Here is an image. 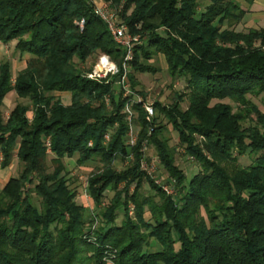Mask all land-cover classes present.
I'll use <instances>...</instances> for the list:
<instances>
[{
	"label": "trees",
	"instance_id": "obj_1",
	"mask_svg": "<svg viewBox=\"0 0 264 264\" xmlns=\"http://www.w3.org/2000/svg\"><path fill=\"white\" fill-rule=\"evenodd\" d=\"M108 1L123 5V22L142 37L130 60L133 92L144 94L134 72L156 71L150 60L158 53L186 89L172 104L155 101L151 116L135 93L116 91L117 75L96 80L80 67L102 51L122 70L126 54L89 0H0V40L16 39L30 55L14 79L11 62H0V166L15 155L22 163L0 189V264H103L108 255L114 264H264V131L252 116L263 121L264 113L248 96L262 94L264 102V26L234 27L255 0ZM12 89L32 106L18 103L5 117ZM55 91L69 92L70 102ZM159 111L200 164L192 176L162 137ZM133 123L139 130L131 143ZM147 144L156 147L175 193L141 167ZM249 152L252 161L240 164ZM75 154L79 163L102 162L88 178L99 208L92 217L67 177L64 157ZM117 159L127 164L118 169ZM146 182L154 194L143 191ZM109 189L114 194L102 205ZM94 216L100 224L89 226ZM156 242L161 247L151 250Z\"/></svg>",
	"mask_w": 264,
	"mask_h": 264
},
{
	"label": "rangeland",
	"instance_id": "obj_2",
	"mask_svg": "<svg viewBox=\"0 0 264 264\" xmlns=\"http://www.w3.org/2000/svg\"><path fill=\"white\" fill-rule=\"evenodd\" d=\"M108 1V0H106ZM111 7H113L115 10L120 13V10L122 8V4L115 5L108 1ZM243 4L248 7V4L243 1ZM255 7V11H251V9L247 12L245 17L242 19L241 22H237L234 24V27L236 29H247L250 26H264V0H256L253 3ZM251 7V6H250ZM252 7V8H254ZM131 9L128 10L130 12ZM120 15V14H119ZM121 20L123 21V18L120 16ZM77 23L81 25L80 20L77 21ZM136 35L140 36V39H142L140 33H136ZM16 42L17 40H11L8 42H3L0 40V62H2L5 59H8L12 64V72H13V79L16 77L18 71L22 69L26 65V61L28 57L30 56L27 53H22L16 48ZM102 53V51H98L92 55H90L84 62L78 61L80 67L83 69L84 74L87 75L93 68L94 64L96 63V60L98 59L99 55ZM155 66L156 71L151 72H142V71H135L134 75L138 82L137 89L143 90L144 94H141L140 92L135 93V97L142 98L143 103L145 102H152L154 105L155 101H160L164 104H172L176 99V94L179 92L185 91V79L182 77L173 78L172 75L169 73L167 69V62L166 58L162 53L156 54L153 59L150 60ZM119 64V63H118ZM131 65L129 64V71H130ZM114 78V77H112ZM111 78V79H112ZM97 80V79H96ZM118 78H115L114 87L116 91L120 89L118 82H116ZM132 87V86H131ZM55 94L60 95L64 103L70 102V94L69 92H60L55 91ZM259 107L262 114L264 113V102L262 100V94L254 95L249 94L248 95ZM224 101V102H230L235 110L238 109L239 104L234 103L230 98H223L213 99L212 102L216 101ZM188 95L186 94L184 96V99L181 101V106L183 109H185L188 106ZM18 103H25L32 106L31 100L29 97L21 96L19 95L15 89L10 90L5 99L3 104V111L5 117H7L10 113V111L16 106ZM145 106V104H144ZM156 107L154 106V114H156ZM160 112V111H159ZM29 116L32 117L33 112L30 110L28 112ZM134 115V114H133ZM152 116V115H151ZM253 121L258 124V126L264 131V119L263 121L258 120V116L255 112L252 113ZM133 117V116H132ZM160 120L163 121V124L166 125V128L162 132V137L167 138L168 145L170 149L172 150L175 162L179 164L180 167L184 169L186 174L188 176H192L194 173H196L199 168L200 164L197 162V160L193 157V155L189 154V152L186 151L185 144L180 142L179 134L176 129H174L173 125L168 122V119L166 116L163 115V113H159ZM261 119V118H260ZM139 130V127L137 124H132V133L136 137V134ZM108 139V137H106ZM202 136L197 135V141H200ZM49 142V141H48ZM91 143V142H90ZM49 150V149H48ZM52 157V154L49 153L48 156V162L50 169H52V162L50 161ZM78 154H75L74 156H66L64 157V162L67 168V177H69V182L71 186L75 187L77 190V201L84 204L87 208V216L92 217L95 212L99 210L97 206H95L94 200L91 197V195L88 192V178L90 175L101 168L102 162L97 157L96 159L89 160L85 163H79L77 161ZM144 158L148 160L149 162H153L156 165L155 171L153 173L146 172L151 175L157 183H159L163 189L167 193H175V188L168 182L169 174L167 170L165 169V166L161 163L158 155V151L155 146L153 145H145L144 146ZM143 158V159H144ZM1 159V157H0ZM253 159V155L249 153L242 154L238 157V162L240 164H249ZM127 164V161H122L121 159H117L114 161V165L120 169ZM22 169V163L18 159L17 155L14 156L12 162L7 167H1L0 166V189L3 187L5 182L9 179L11 175H18ZM167 184V185H166ZM164 185L167 186V189L164 187ZM145 193L154 194V191H152L148 185V183H145V187L143 189ZM152 192V193H151ZM114 191L112 189H109L107 191V195L104 198L103 204L106 205L111 197L113 196ZM35 196V194H34ZM156 198V200H159V196L155 195L153 196ZM36 199V197H35ZM135 206L133 202L129 203V213L133 216L135 213ZM145 216L147 218H150L151 214L150 211L147 210L145 213ZM94 221L89 223V226H98L100 224V218L97 216H94ZM123 215L122 211H119L118 216V222L121 221ZM154 239V238H153ZM161 247L159 242H156L153 244L150 249L156 250ZM106 256V261L103 264H110V259ZM93 264V263H89Z\"/></svg>",
	"mask_w": 264,
	"mask_h": 264
},
{
	"label": "built area",
	"instance_id": "obj_3",
	"mask_svg": "<svg viewBox=\"0 0 264 264\" xmlns=\"http://www.w3.org/2000/svg\"><path fill=\"white\" fill-rule=\"evenodd\" d=\"M92 4L94 11L106 22L109 30L111 31L114 39L122 45L126 54L124 56V60L122 62V70L121 66L115 61L108 53L102 52L93 68L86 76L92 79L97 80H105L111 79L113 76H118V82L120 88L123 89L125 95L133 94V89L131 87V82L128 79L129 73V64L130 60L133 57V47L135 43L140 42V36L129 31V28L126 23H124L117 10L110 6L108 1L106 0H89ZM81 25L84 24V19L80 20ZM138 97V96H137ZM138 100H142L141 97L137 98ZM132 100L127 101L125 105V110L128 112V118L131 119L133 110L131 106ZM145 108L148 111L149 115L154 114V105L152 102H145ZM131 143L135 142V136L132 133V127L129 132ZM106 137H109L107 134ZM141 167L149 173H153L155 171L156 165L153 162H149L145 158L141 160ZM167 185V184H166ZM164 187L167 189V186ZM110 264L113 263V259L110 258Z\"/></svg>",
	"mask_w": 264,
	"mask_h": 264
},
{
	"label": "crops",
	"instance_id": "obj_4",
	"mask_svg": "<svg viewBox=\"0 0 264 264\" xmlns=\"http://www.w3.org/2000/svg\"><path fill=\"white\" fill-rule=\"evenodd\" d=\"M255 1H256V0H255ZM252 5H254V4H252ZM252 5H251V11H253V12H254V11H255V7H254V6H252ZM252 7H254V8H252Z\"/></svg>",
	"mask_w": 264,
	"mask_h": 264
}]
</instances>
